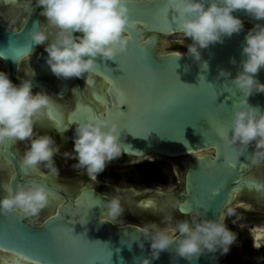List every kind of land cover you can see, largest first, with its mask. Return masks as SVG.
Segmentation results:
<instances>
[{"label": "water", "instance_id": "95a60500", "mask_svg": "<svg viewBox=\"0 0 264 264\" xmlns=\"http://www.w3.org/2000/svg\"><path fill=\"white\" fill-rule=\"evenodd\" d=\"M128 6L131 11L130 18L134 17L140 22L136 29L137 36L133 33L127 50L118 52L116 55L123 70L115 59L101 60L98 57L95 66L100 69L99 74L105 77L103 75V71H106L104 64L107 65L112 69L113 77L123 76L122 86L134 89L137 93L138 112L136 115L139 118L131 121L120 120L115 111L111 109L114 98L110 91L109 80L106 93L111 95V102L99 96L101 101L105 102L106 109H110L111 119L116 120L120 127L126 124L130 130V132L127 130L120 132L121 141L124 144L122 153L136 157L147 155L175 157L199 153L187 164L186 193L181 194L184 201L177 202V207L181 212H199L201 217L223 218L225 205L231 200L233 192L242 186L241 183L237 187L238 181L246 180L248 183L243 184L247 187L260 188L256 181L242 176L249 173L255 164H261L264 161L252 162L251 155L254 145H249L247 152L236 161L237 169L227 167L222 155V137L211 133L203 134L202 129L208 128L203 117L205 113H220L221 117L224 116L225 126H227L233 107L238 106L240 101L264 106V93H255L245 98L240 90L230 82L231 77L225 78L220 75L221 69L230 70L233 77L236 75L239 64H232L230 58L235 57L237 61L241 59V42L245 33L253 24L264 23V20L257 21L245 14L243 10L237 11L235 14L244 21V28L241 32L225 37L223 43H216L201 49V60L197 61L190 55H180L187 51L171 50L164 54L158 52L157 32L183 33L177 28L176 23L172 24L171 28H165L166 25L160 24L153 25V27L145 26V21L148 20L155 6V0H141L140 3L128 0ZM172 15L175 13L170 9V20ZM34 26L39 27L36 17L30 18L18 31H12L0 23V53L4 54L0 57L13 71L19 58L37 46L30 35ZM149 31L153 33L147 36ZM126 33L128 35L127 31ZM187 41L191 43L190 38H187ZM141 42H144L148 55L149 67L147 69L141 68L139 47ZM177 53L179 56H173ZM46 57L47 55L42 58V64L46 63ZM46 65L49 66L47 63ZM257 76L264 82V69H261ZM173 80L177 84L179 80L184 84L176 89L173 87ZM32 83L46 87L55 94L63 93L67 87L66 81L61 91H55L43 81H32ZM173 95L180 99L163 114L162 119L166 123H159L155 118L154 109L157 106L168 104ZM87 108H92L97 116L106 117L102 114L104 112H97L92 105L82 104L78 111L71 114L75 119L71 120V123L76 124L88 119L82 118L84 109ZM145 128L148 131H145ZM5 155L8 156L7 153ZM43 184L45 185V182ZM89 193H92L93 198L98 199L99 203L89 208L87 214L84 208L75 207L76 199L73 204L68 201L67 205L59 211V220L47 223L49 217L38 225L28 222L21 212L15 210L7 215L0 214V245H2L0 249L14 253L32 264H139L140 258L150 254L148 241H145L144 247L140 248L134 240L140 236L138 228L142 226L132 223L114 224L107 219H102L99 214L103 199L91 190L82 189L83 195L88 197ZM200 205L205 207H200ZM80 217L88 220L86 234L83 233L84 226L77 223L73 230V234L77 235L74 242L57 238L62 234L63 227L61 226H68L72 219ZM102 220L105 221L101 223ZM51 227L61 231L54 233L50 231ZM22 229L27 230L29 238H25ZM82 249H91L94 254L81 251ZM221 256L222 253L219 250L215 253L205 250L204 253L195 254L192 260H187L182 257L175 258L172 251L163 250L153 264H173L174 259L177 264H218Z\"/></svg>", "mask_w": 264, "mask_h": 264}, {"label": "clouds", "instance_id": "9594fccd", "mask_svg": "<svg viewBox=\"0 0 264 264\" xmlns=\"http://www.w3.org/2000/svg\"><path fill=\"white\" fill-rule=\"evenodd\" d=\"M37 4L57 32L55 39L45 44L48 32L34 26L31 39L45 46L46 63L59 78L83 77L95 68L98 57L112 60L118 52L128 48V0H37ZM167 4L175 13L177 28L191 40L186 45L187 52L180 55H190L197 61L201 60V49L223 43L225 37L241 32L244 21L235 14L237 11L243 10L257 21L264 20V0H167ZM230 62L239 64L236 75L233 77L231 71L225 69L220 70V75L231 77L230 82L245 98L264 93V82L257 76L264 69V23H255L248 29L241 42V59L237 61L231 57ZM34 89L32 78L15 83L7 72L0 71V144L6 139H29L22 165L36 169L43 163L56 175L58 169L53 157L58 148L54 139L49 135L33 136L34 123L51 105V96L46 90ZM119 128L116 120L103 116L77 122L73 136L77 167L96 178L111 161L120 157L124 144ZM221 137L226 162H236L253 144L252 162L264 161V106L244 101L233 107ZM49 198L44 184H17L0 195V214L7 215L15 210L27 217H36ZM103 206L113 220L124 211L117 196ZM77 223L84 226L86 234L88 220L85 217L72 219L68 226L61 227L73 231ZM138 232L140 236L134 240L139 247L143 248L145 241L150 246V254L140 258L139 264H153L163 250L172 251L175 258L192 260L195 254L205 250L227 253L230 246L238 242L237 233L223 222V218L201 217L199 212H194L190 220L177 221L173 227L149 223L139 227ZM173 264H177L175 259Z\"/></svg>", "mask_w": 264, "mask_h": 264}, {"label": "flooded vegetation", "instance_id": "af4514ba", "mask_svg": "<svg viewBox=\"0 0 264 264\" xmlns=\"http://www.w3.org/2000/svg\"><path fill=\"white\" fill-rule=\"evenodd\" d=\"M34 17L38 19L39 28L48 32L49 39L44 43L47 44L54 40L57 29L48 24L37 0H0V23L8 29L18 31L30 18ZM152 33L149 31L147 36ZM156 34V47L162 54L171 50L183 52L174 47L186 46L189 43L183 34L160 32ZM45 55H47L45 46L37 44L34 50L19 58L14 71L0 57V71L7 72L15 83L32 78V81L47 83L55 91H61L66 81V90L61 94H55L41 85H34V90L49 92L52 103L36 119L33 136L49 135L54 139L58 151L54 154L53 160L58 174H51L43 163L36 169L23 166L22 157L30 140L6 139L5 143L0 144V195L6 194L9 188L14 189L17 184H43L45 182V185L49 186L48 190L50 186L55 187L58 190L59 200H51V203L46 205L36 217L24 215L28 222L36 225L62 210L68 201L73 204L74 200L80 196H83L82 198L86 201L87 196L82 194V189L91 190L102 197L99 216L114 224L132 223L143 226L156 223L160 227H173L177 221L190 220L193 212H181L177 207V202L184 201L181 194L186 193L187 164L198 153L175 157L160 155L136 157L122 153L120 157L111 161L96 178L89 176L84 168L77 167L78 162L73 149L76 124L71 123L69 118L71 114L79 110L82 104L92 105L97 112H104L106 104L101 99H97V94L106 98L109 103L111 102V95L106 93L109 81L95 72L85 73L83 77L59 78L52 73L45 62L42 64V58ZM49 109L59 118V123L53 115L49 114ZM242 177L256 181L260 188L256 189L254 186L249 188L242 183L241 188L233 192L231 200L223 209L224 223L230 220L231 214L229 218L227 215L233 210H239L246 215H256L259 220L264 216V163L255 164V167ZM113 196L119 197L124 209L122 215L115 220L107 215V209L103 206ZM60 200L65 203L61 205ZM168 217L171 219H167ZM230 223L235 222L232 223L231 220ZM241 226L246 232L245 240L241 241L245 248L242 252L245 255L248 254L246 252L248 251L247 241L249 249H263L264 242H257L256 234L258 230L264 232V225L253 224L251 228L244 224ZM0 251L17 256L3 249ZM231 263L232 260L228 262V264Z\"/></svg>", "mask_w": 264, "mask_h": 264}, {"label": "snow or ice", "instance_id": "6c2138e0", "mask_svg": "<svg viewBox=\"0 0 264 264\" xmlns=\"http://www.w3.org/2000/svg\"><path fill=\"white\" fill-rule=\"evenodd\" d=\"M135 2L140 3L141 0H135ZM130 17H131V11L129 8V19H128V23H127L128 27L126 28V31L128 32L129 40L133 38V33H135V35L137 36L136 29H137V26L139 25V22H140L139 19H136L134 17L130 18ZM174 23H175V15H172L171 20H170V8H169L167 2H165V0H155V6L151 10V13H150L148 20L145 21V26L146 27H153V25L160 24V25H166L165 28H171L172 24H174ZM144 46H145L144 42H141L139 44V47L141 49V68L147 69L149 67L148 55H147V51H146ZM2 55H4V54L0 53V56H2ZM173 56H179V54L178 53L173 54ZM114 59L117 61L119 67L121 68V66L117 60V57H115ZM104 66H105L104 69L106 71H103V75L111 83L110 91L112 92L113 98H114V103H113L111 109H113L115 111L116 115L122 121H131L133 119H138L139 117L136 115L138 112L136 91L134 89L126 88V87L122 86V84H121L122 79L121 78L123 76L122 77H113L111 74L112 69H110L105 64H104ZM91 72H95V73L99 74L100 69L98 67H95ZM109 73H110V75H109ZM173 82H174L173 87L176 89H179L180 85L184 84V83H181L180 80H179V84H177L175 82V80H173ZM89 83H91V80H89ZM97 99H100L98 94H97ZM178 99H180V97L173 95L171 97V99L169 100L168 104L162 105V106H157L154 109L155 118L157 119V121L159 123H166V121H164L162 119V116L164 113L167 112V110L170 106L174 105L178 101ZM243 102L244 101H240V103H243ZM121 106H123V107H121ZM122 108H126V110H122ZM84 110L85 111L82 115V118H91V117L97 116L96 112L92 108H87ZM49 114L53 115V117L59 123V118L56 117L55 113L51 112L50 109H49ZM102 114L105 115L106 117H108L109 119H111L112 113L110 112V109H105L104 113H102ZM69 119L75 120L74 115L71 116ZM203 119L206 121V123L208 125L207 129H202L203 134L211 133V134H214L218 137H221V135H222V133L226 127L224 116L221 117L220 113L217 114L215 112H213L211 114L205 113ZM195 127H197V125ZM119 130H120V132H124L125 130L130 132V130L126 124L124 126H121ZM152 131H156V130H152ZM132 134L135 135V133H132ZM226 163H227V167H229L231 169H237V162H226ZM241 183H248V181H246V180L238 181L237 187H239V185ZM57 191L58 190L55 187H51L49 189L50 198H51L49 200V203H51V200H59V197L57 196ZM82 197L83 196L77 197V199L75 201V207L77 209L84 208L85 214H87V210L89 208H91L93 205L99 203L98 199L93 198L92 193H89V196L87 197V201H85ZM64 203L65 202L63 200H60L61 205H63ZM149 203H151V201H149ZM200 207H205V206L200 205ZM59 219H60V212L57 211V213L54 216H52L48 219L47 223L50 221L59 220ZM22 231L25 234V238H29V234L27 233V230L22 229ZM50 231H53L54 233H56V232H60L61 230L54 229L51 227ZM79 235H81V234H79ZM75 236H77V235H74L73 231H68L66 228H63L62 234L58 235L57 238L62 240V241L67 239V240H71L74 242ZM0 246H2V245H0ZM81 251H85V252H89V253L94 254L93 250H91V249H82Z\"/></svg>", "mask_w": 264, "mask_h": 264}, {"label": "rangeland", "instance_id": "374dc122", "mask_svg": "<svg viewBox=\"0 0 264 264\" xmlns=\"http://www.w3.org/2000/svg\"><path fill=\"white\" fill-rule=\"evenodd\" d=\"M175 49H179L181 51H187L186 46H175ZM230 220L225 221V224L231 228L234 232L237 233V243H234L233 245L230 246V249L227 253H223L222 256L220 257L218 264H228L230 260H232L231 264H264V248L263 249H249L248 241L246 242V249L248 251V254L245 255L242 250H245V248L242 246V242L245 240L246 237V232L245 229L241 225H247L248 227L252 226L253 224H257L258 226L264 225V216L260 217L261 219L259 220V217H256V215L248 214L246 215L245 213L239 211V210H233L230 212L227 217ZM232 220V223L235 222L234 224H231L230 221ZM238 224V225H237ZM251 228V227H250ZM238 236L239 239H238ZM242 241V242H241ZM236 246H238L236 248ZM237 249V250H236ZM250 253V254H249ZM248 256V257H245Z\"/></svg>", "mask_w": 264, "mask_h": 264}, {"label": "bare ground", "instance_id": "6f19581e", "mask_svg": "<svg viewBox=\"0 0 264 264\" xmlns=\"http://www.w3.org/2000/svg\"><path fill=\"white\" fill-rule=\"evenodd\" d=\"M197 154V153H196ZM199 154V153H198ZM50 203L48 202L47 205H49ZM257 242H264V232L263 230H258L257 234ZM28 264L25 260H23L22 258H18L15 255H9L5 252H1L0 251V264Z\"/></svg>", "mask_w": 264, "mask_h": 264}]
</instances>
